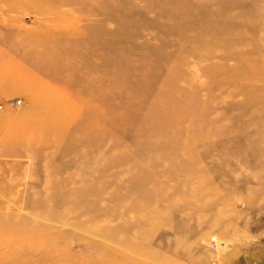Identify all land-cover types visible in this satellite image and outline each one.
I'll return each mask as SVG.
<instances>
[{"label": "rangeland", "instance_id": "374dc122", "mask_svg": "<svg viewBox=\"0 0 264 264\" xmlns=\"http://www.w3.org/2000/svg\"><path fill=\"white\" fill-rule=\"evenodd\" d=\"M250 18L264 0H0V264H233L264 247Z\"/></svg>", "mask_w": 264, "mask_h": 264}, {"label": "bare ground", "instance_id": "6f19581e", "mask_svg": "<svg viewBox=\"0 0 264 264\" xmlns=\"http://www.w3.org/2000/svg\"><path fill=\"white\" fill-rule=\"evenodd\" d=\"M180 10H179V12H180ZM262 20H264V18H262V19L250 18L249 19L250 26L252 28H256L259 25V23L262 22ZM244 51L246 52L247 55L251 54V55L257 56L260 53V49L258 47H252V48L248 47ZM242 55L244 57V67H243L241 73H242V76L244 77V80L247 82L246 84H248L250 86L249 89L252 91V92H249V94H248L249 96H247V97L243 96V103H245L246 101H249V100L251 102H254L257 99V94L255 92V89L252 88V85L250 83L255 79L256 80H263L264 79V68L258 69L256 67V59L251 60L250 58H247L246 55H244V54H242ZM43 110H44V112H42ZM45 113H46V111H45V107H44V108H41L39 111L36 110L34 115H32L31 117L33 120L35 118L41 119V117L46 116L47 113L46 114ZM26 122L28 123V120ZM217 145L220 146V148L225 147L227 149H230V151H232L233 153L236 151V149H239L237 143H233L230 140L229 141L227 140L226 142L220 141V143ZM217 145L215 146V148L217 147ZM242 159H244V158H242L241 156H239V157L236 156V158H231L229 160V163L237 164L239 162H242L243 161Z\"/></svg>", "mask_w": 264, "mask_h": 264}, {"label": "crops", "instance_id": "0c3cea01", "mask_svg": "<svg viewBox=\"0 0 264 264\" xmlns=\"http://www.w3.org/2000/svg\"><path fill=\"white\" fill-rule=\"evenodd\" d=\"M233 264H264V247L238 258Z\"/></svg>", "mask_w": 264, "mask_h": 264}, {"label": "built area", "instance_id": "2783aa9c", "mask_svg": "<svg viewBox=\"0 0 264 264\" xmlns=\"http://www.w3.org/2000/svg\"><path fill=\"white\" fill-rule=\"evenodd\" d=\"M215 247V245H213Z\"/></svg>", "mask_w": 264, "mask_h": 264}]
</instances>
